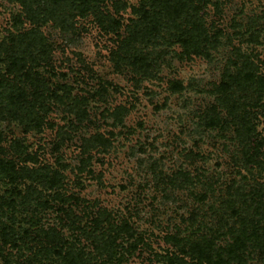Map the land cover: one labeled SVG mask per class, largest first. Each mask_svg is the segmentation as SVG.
I'll return each instance as SVG.
<instances>
[{
  "label": "rangeland",
  "instance_id": "1",
  "mask_svg": "<svg viewBox=\"0 0 264 264\" xmlns=\"http://www.w3.org/2000/svg\"><path fill=\"white\" fill-rule=\"evenodd\" d=\"M114 1L76 16L69 31L39 25L52 47L33 66V85L13 83L0 61V160L22 172L9 181L0 170V224L12 236L0 235V264H64L54 246L85 264H177L170 259L187 239L216 234L224 243L212 229L220 216L232 223L225 200L237 186L264 188V0H193L218 35L209 55L181 56L172 38L146 73L115 60L132 15L115 14ZM99 9L121 20L120 37L98 24ZM17 14L18 2L0 0V44L37 25L24 16L17 25ZM244 64L259 90L235 87L229 103L219 101L225 70ZM176 80L183 90L171 88ZM3 84L13 96L23 90L34 116H13ZM247 264H264V252L250 249Z\"/></svg>",
  "mask_w": 264,
  "mask_h": 264
},
{
  "label": "trees",
  "instance_id": "2",
  "mask_svg": "<svg viewBox=\"0 0 264 264\" xmlns=\"http://www.w3.org/2000/svg\"><path fill=\"white\" fill-rule=\"evenodd\" d=\"M12 1L18 2L23 9V15L14 16V22L17 25L22 23L23 16L37 25L23 35H11L9 37L10 46L1 42L0 47L5 51L8 49L7 61H10L7 62L1 56L0 61L5 63V73L13 78V83L16 80H21L23 83L33 85L37 79L33 75L32 68L39 60L49 58L52 47V44L47 41L39 29V25L51 21L56 28L69 31L73 27L72 20L76 16L86 15L96 5L100 7L99 3L102 0ZM112 6L115 14H120L121 9L129 7L132 15L128 18L129 22L124 26L127 32L126 36L120 38L117 49L113 52L115 60L120 58L121 62L128 63L133 69L143 70L144 73L155 64V51L158 47L164 42L171 44L172 38L181 46V56L191 54L208 56L209 54L204 52V47L206 44L214 45L218 41V35L211 36L205 28L204 17L200 14V8L194 4L193 0H142L139 5H128L125 1L115 0ZM96 19L101 27L111 30L117 35L118 28L123 25L121 20L112 13L100 9L96 13ZM33 48L37 49L36 55L32 53ZM145 49L151 51L143 55ZM25 56L28 57V60ZM256 77L254 70L246 64L238 67L235 72L225 70L223 80L218 86L219 101L229 103L234 95L233 89L235 87V89L241 88L247 91L246 86L252 85ZM257 81L255 85L259 90L261 84ZM3 85V90L7 92L9 97L8 105L15 108L13 116L19 118L24 113V120L27 119L26 115L34 116V104L27 101L23 102L26 99L23 90L18 91L17 96H13L10 89L5 84ZM171 88L174 91H181L184 86L181 81L176 80L173 81ZM54 95V97L61 99L57 94ZM19 112L22 114L20 115ZM247 131L250 130L247 129ZM263 141L264 139L259 141L258 145H262ZM246 161L249 163L250 160L247 158ZM254 161L262 165V161L258 157ZM0 170L9 177V181H17L21 178L22 172L19 173L17 171L19 169L12 162L0 160ZM25 170H29L27 176L33 177L32 180L39 179L37 170L34 169L33 171L29 168ZM56 179L52 182L53 184L57 182ZM244 189L241 185L237 186L231 194V198L225 200L227 203L225 208L230 210L229 217L230 220L232 219V223H228L225 218L220 216L221 226H217L215 230L212 229V232L226 237L223 244L216 243L215 239H218L216 234L210 237L198 236L194 239H187L189 245L187 247L180 246L181 251L179 252L182 255L176 256L173 260L170 259V262L177 264H247L250 249L264 252V188L252 187L249 191ZM235 197L238 200H231ZM223 224L227 227L226 232L223 231ZM191 233L194 232L191 231ZM0 235L4 241H7L5 239L7 237L12 240L11 233L1 224ZM61 249L53 247L54 253L61 257L64 264L87 263V260L82 255L75 253L74 250L70 249L63 254Z\"/></svg>",
  "mask_w": 264,
  "mask_h": 264
}]
</instances>
